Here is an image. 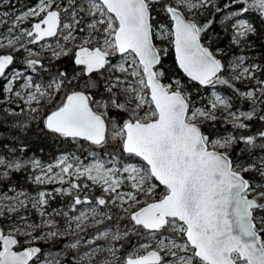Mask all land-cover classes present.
I'll return each instance as SVG.
<instances>
[{
    "label": "snow or ice",
    "instance_id": "1",
    "mask_svg": "<svg viewBox=\"0 0 264 264\" xmlns=\"http://www.w3.org/2000/svg\"><path fill=\"white\" fill-rule=\"evenodd\" d=\"M0 112V264H264V0L2 11Z\"/></svg>",
    "mask_w": 264,
    "mask_h": 264
},
{
    "label": "trees",
    "instance_id": "2",
    "mask_svg": "<svg viewBox=\"0 0 264 264\" xmlns=\"http://www.w3.org/2000/svg\"><path fill=\"white\" fill-rule=\"evenodd\" d=\"M33 2L34 0H13L14 8L17 11L26 8ZM258 55L259 53H257V56ZM240 106L247 107V105H240ZM16 119H23V117H19V118L9 117L7 120H5L4 114L0 112V136H5V137L11 136L12 123ZM263 129H264V124H261L260 122H253V127L251 129V132L255 133L256 131ZM42 147H43V151H40L38 148H34L33 151L29 152V155L35 154L43 161L49 162L53 160L60 151L72 148L70 144L67 143L61 144L57 141H51V140L43 142ZM57 203H59V201H57Z\"/></svg>",
    "mask_w": 264,
    "mask_h": 264
},
{
    "label": "rangeland",
    "instance_id": "3",
    "mask_svg": "<svg viewBox=\"0 0 264 264\" xmlns=\"http://www.w3.org/2000/svg\"><path fill=\"white\" fill-rule=\"evenodd\" d=\"M5 5H0V12H2V11H5V10H8V11H16V12H19V11H22V10H24V9H22V10H19V11H17L14 7H12V6H9V7H4ZM18 66V65H17ZM9 107H15V105H8ZM241 108H246V107H243V106H240ZM66 150V149H65ZM67 150H73L72 148H70V149H67ZM64 150H62V151H60L56 156H58L61 152H63ZM55 156V157H56ZM54 160V159H53ZM53 160H51V161H53ZM51 161H49V162H51ZM45 162V161H44ZM45 163H47V162H45Z\"/></svg>",
    "mask_w": 264,
    "mask_h": 264
},
{
    "label": "flooded vegetation",
    "instance_id": "4",
    "mask_svg": "<svg viewBox=\"0 0 264 264\" xmlns=\"http://www.w3.org/2000/svg\"><path fill=\"white\" fill-rule=\"evenodd\" d=\"M4 7H9V5H5Z\"/></svg>",
    "mask_w": 264,
    "mask_h": 264
},
{
    "label": "water",
    "instance_id": "5",
    "mask_svg": "<svg viewBox=\"0 0 264 264\" xmlns=\"http://www.w3.org/2000/svg\"><path fill=\"white\" fill-rule=\"evenodd\" d=\"M264 130V129H263Z\"/></svg>",
    "mask_w": 264,
    "mask_h": 264
}]
</instances>
